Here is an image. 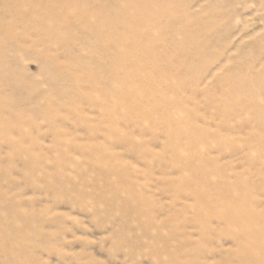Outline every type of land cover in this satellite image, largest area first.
<instances>
[{
	"label": "rangeland",
	"instance_id": "rangeland-1",
	"mask_svg": "<svg viewBox=\"0 0 264 264\" xmlns=\"http://www.w3.org/2000/svg\"><path fill=\"white\" fill-rule=\"evenodd\" d=\"M126 2L132 50L0 17V264H264V0Z\"/></svg>",
	"mask_w": 264,
	"mask_h": 264
},
{
	"label": "bare ground",
	"instance_id": "bare-ground-1",
	"mask_svg": "<svg viewBox=\"0 0 264 264\" xmlns=\"http://www.w3.org/2000/svg\"><path fill=\"white\" fill-rule=\"evenodd\" d=\"M94 1L95 0H36L35 2H33L32 0H11L6 5V7H8V8L5 7V9L2 8V11L0 10L1 11L0 12V17H4L5 18L6 14L12 15L13 16L12 18H13L14 21H16L18 23L22 22V23H24L25 26H27L25 32H27V30L29 31V29H32L34 24H37V26L42 28V30L45 31V33L43 35V33L41 31L42 35L38 39L36 37L37 40H35V41H36V44H39V45L43 46V48L45 49V52H46L47 49L48 50L50 49V48H47V47H51L54 43L57 46V44L60 43V40L62 39V37L65 38L66 36L71 35V32H73V29L75 30L76 27H78L82 31L95 34L96 37H98L97 33H103V36H108L109 35L110 37L113 36L112 35V33H113L115 36H117L116 37L117 39H114V40L119 41V43L120 42L121 43H125L126 41L129 42V43H127V42L125 43V44H128L126 46V48L128 50H132L133 49L132 47H134L133 43H135L134 40H133L134 37H132V35L134 33H133L132 29L129 26H127V25L123 26V27H125L124 33H121V32L119 33V32L116 31V27L115 28L113 27L114 24L110 27V19H109V17L102 20L101 27H98V25L96 26V21L97 22L100 21L101 16L103 15V12L100 11V10H97L96 8H94L92 6ZM156 1L157 0H128V2H126L128 6L121 7L120 16L118 17V18H120V19H118V20H120L119 24L123 23L124 20L130 19V17L133 15L134 12H138L142 16L143 19L146 18L147 16H149V17H157L154 14L155 9H153V8H155L154 5H155ZM109 3H110V0H101L102 7L103 6H108ZM23 7H26V9H24ZM65 8H66V13L65 14H61ZM40 9H42L41 12H39ZM92 10H94V13H90ZM8 11H10V13H7ZM10 19H11V16H10ZM53 22L55 24H57L56 27H54V26H53V28L49 27L48 24H51ZM10 23H12V22L10 21ZM18 23H17V26H18ZM30 25H33V26L31 27ZM15 26H16V24H15ZM15 26H14V28L17 29V27H15ZM25 26L22 25L21 27H23L25 29ZM38 27H37V29H39ZM39 30H41V29H39ZM14 31H15V29H14ZM4 32H11L12 33L13 32V25L8 24V23H4L3 24L1 19H0V34L4 33ZM74 32H76V31H74ZM39 34H40V32H39ZM115 36H113V37H115ZM133 36H135V35H133ZM76 37H74V38H76ZM154 37H155V35H154ZM3 39H4L3 41H0V76H1V73H4L3 72V70H4L3 68H6V66H3L4 63H3V60H2V54L1 53H2V49H3V45L5 44L6 40L8 41V38L6 37V38H3ZM24 39H25V37H24ZM121 46H122V44H121ZM121 46L119 48H121ZM48 50H47V54L50 51V50L49 51ZM49 58L51 60L53 57L51 58V56H50ZM51 61H53V59ZM53 62H48V63L50 64V63H53ZM120 63H121V66H122V62H120ZM120 63H118V64H120ZM55 64H57V61L55 62ZM55 64H54V66H55ZM58 65L59 64H57V66ZM79 66H77V67H79ZM121 66L119 65V67H117V66L116 67L119 69ZM126 66H127V64H126ZM72 69H73V67L69 69V72L74 71ZM113 70H115V69L113 68ZM88 71H89L88 69L85 70L86 73ZM2 78H5V76L2 77ZM3 80L4 79H2V81ZM10 80H11V78H10ZM74 80H75V78H74ZM126 80H128V79L126 78ZM2 81H0V82H2ZM124 82H125V79H124ZM5 83H8V81L6 80ZM17 86L18 85H16V87ZM93 87H94V85H93ZM1 89H3V91H4V88H1ZM1 91H0V98H1L0 100L3 99L2 98V97H4L3 94H5V93L2 94ZM30 93H28V94H30ZM0 105H1V103H0ZM2 124H4V123H2Z\"/></svg>",
	"mask_w": 264,
	"mask_h": 264
}]
</instances>
